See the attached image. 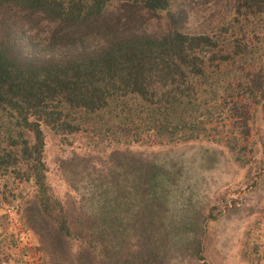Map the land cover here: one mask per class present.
<instances>
[{
  "label": "trees",
  "instance_id": "16d2710c",
  "mask_svg": "<svg viewBox=\"0 0 264 264\" xmlns=\"http://www.w3.org/2000/svg\"><path fill=\"white\" fill-rule=\"evenodd\" d=\"M197 1L204 6L210 0ZM189 2L174 10L173 0H0V180L15 176L35 188L26 227L38 239L41 259L49 257L45 264H167L183 248L189 253L202 243L201 211L200 221L193 215L189 221L171 208L184 181L183 169L172 162L114 153L112 166L98 176L87 173V160L73 158L67 179L86 182L91 197L82 199V214L68 210L47 183L43 130L77 134L105 113L119 118L123 107L122 114H142L144 130L129 141V130L107 129L112 136L126 133L117 144L140 143L145 135L219 144L220 122L227 127L232 119L239 127L245 100L259 97L264 114V90L255 89L258 83L245 89L249 75L237 66L255 69L264 60V0H233L232 20L214 34L185 32L195 10ZM221 3L223 22L228 0ZM154 19L165 29L150 30ZM249 27L257 33L253 40L234 36ZM229 62L237 70L228 75L241 77L237 102L233 95L223 97L214 78L225 76ZM226 82V91L232 90ZM234 141L228 147L237 152ZM202 152L203 168H211L216 152L214 158L209 149ZM77 241L86 247L76 254Z\"/></svg>",
  "mask_w": 264,
  "mask_h": 264
},
{
  "label": "rangeland",
  "instance_id": "374dc122",
  "mask_svg": "<svg viewBox=\"0 0 264 264\" xmlns=\"http://www.w3.org/2000/svg\"><path fill=\"white\" fill-rule=\"evenodd\" d=\"M173 1L174 10H177L187 0ZM221 1L210 0L203 6L197 0H190L186 5L192 7L195 3V10L190 11L185 32L214 34L221 25V28L224 26V23L228 25L235 14V8L233 11L231 7L233 0H228L223 22L218 16L219 11L223 9ZM161 17L166 16L163 14ZM165 27V22L160 24L154 19L150 30ZM253 31L254 28L249 27L244 34L240 32L234 36H244L253 40L257 35ZM259 50L264 59V44ZM261 62L255 69L251 66L245 67L243 64L237 65L244 67L238 71L244 70L245 74L249 75L246 77L247 83L243 78L245 89L258 83L257 88H253L259 93L264 90V86L261 87L264 81V60ZM237 66L229 62L222 70L225 76L214 77L220 84L223 97L233 95L235 102L240 101V89L237 86L241 77L235 79L229 76L228 72L237 70ZM225 77L233 83V92L226 91L228 83L224 80ZM259 99V97L257 100L244 99L242 104L246 115L238 119L241 120L239 127L238 125L233 127L232 119L227 127H223V123L220 122L223 128L219 126L218 130L223 141L219 144L206 139L160 142L148 139V135H145L144 141L140 143L117 144V140L123 138L126 133L112 136L113 132L109 134L107 129H115L118 133L129 130V134L133 133L128 136L129 141H133L132 136L136 135L138 130H144L141 128L142 114L139 111L132 115L122 114L123 107L117 112L121 121L115 115L110 117L105 113L100 123L89 120L85 124L86 131L77 134H57L44 127L48 186L68 210L82 214L87 208V200L82 199H89L91 191L84 187L86 182L76 185L67 179L66 174L70 177L73 173L70 172L68 163L73 158L83 162L87 160L84 164L91 167L87 173L94 172L98 176L103 175L108 167L112 166L110 158L114 153L134 156L150 163L172 162L183 169L184 177L182 188L176 191L171 199L173 212L185 216L186 220L190 221L188 217L193 215L200 221L197 211H201L206 223L199 222L204 233L202 243L196 245L202 258L194 256L193 249L196 247L189 253L183 248L172 257V260L168 259L167 264H264V170H261L264 163V114L257 104ZM131 116L132 118L134 116L133 123L128 119ZM100 131L108 136H102ZM229 140L237 141H234L238 145L237 152L230 150ZM206 149L212 152V158L216 152L217 158L208 169H204L201 164L203 154L201 151ZM188 175L191 179L185 184ZM34 191V187L15 176L5 175L0 180V264H45L49 260L48 256L45 257L47 258L45 262L41 259L38 239L35 234L28 232L30 230L26 227L29 218L27 210L34 199ZM211 215L216 219L213 220ZM81 247L86 245L77 241L73 252L77 254Z\"/></svg>",
  "mask_w": 264,
  "mask_h": 264
}]
</instances>
